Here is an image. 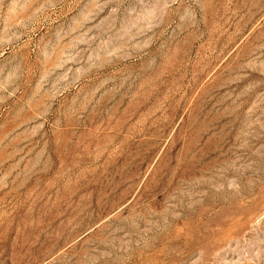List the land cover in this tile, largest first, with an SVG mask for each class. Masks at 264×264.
<instances>
[{"label": "rangeland", "instance_id": "1", "mask_svg": "<svg viewBox=\"0 0 264 264\" xmlns=\"http://www.w3.org/2000/svg\"><path fill=\"white\" fill-rule=\"evenodd\" d=\"M0 264H264V0H0Z\"/></svg>", "mask_w": 264, "mask_h": 264}]
</instances>
